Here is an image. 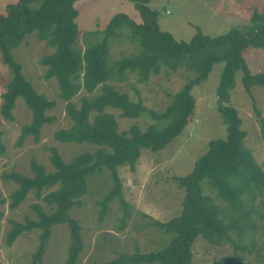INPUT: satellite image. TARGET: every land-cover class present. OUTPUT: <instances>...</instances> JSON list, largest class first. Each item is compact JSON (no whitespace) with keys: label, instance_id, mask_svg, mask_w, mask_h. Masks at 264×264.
<instances>
[{"label":"trees","instance_id":"trees-1","mask_svg":"<svg viewBox=\"0 0 264 264\" xmlns=\"http://www.w3.org/2000/svg\"><path fill=\"white\" fill-rule=\"evenodd\" d=\"M76 1L17 0L7 4L5 13L0 14V55L11 73L1 94L0 114L12 121L17 98L23 99L31 114L30 122L21 126L18 141L29 135L37 140L42 127L54 120L48 112L55 107V101L36 91L24 76L21 64L11 55L13 48L34 34L51 49L38 62L45 67L44 77L57 82L58 97L65 102L66 116L70 120L67 128L54 132V139L97 146L93 151L76 154L68 162L57 149L51 148L49 160L53 171L32 161L31 176L17 172L7 175L16 184L10 194V209H16L30 192H34L41 203L31 205L35 219L12 222L5 235V246H11L24 232L39 230L37 247L29 264H42L51 228L66 223L70 245L65 264H76L83 248L81 226L69 211L74 205H81L88 177L103 169L110 172L112 186L101 199L103 210L115 197L124 202L118 168H133L143 148L158 151L182 130L195 104L192 88L206 79L212 65L223 62L216 96L226 136L210 140L207 151L196 160L193 169L177 178L178 186L184 190L180 213L165 222L154 221L165 233L171 234L169 243L156 251L121 254L104 264H189L191 245L198 235L214 245L230 243L238 251H250L245 241L249 239L251 245L256 243L259 224L257 212L249 202L255 194L261 193L264 181L260 179L253 155L244 147L246 134L241 129V119L236 109L227 103L236 70L242 71L245 92L250 93L253 86L264 87V71L252 73L242 57L246 47H264V16L255 13L253 19L259 26L248 34L230 31L212 38L197 32L189 42L176 41L158 27L156 11L148 6L149 0H130L141 22L136 23L125 13H117L104 29L90 33L92 41L96 42L92 44L91 41L81 49L75 21ZM122 28L128 30L131 41L138 43L137 51L117 60L115 67L110 64L109 71L108 41ZM178 65H184L193 74L160 112L147 109L141 101L130 100L126 93L106 83L115 75L122 77L127 71L135 73L140 82H146L161 66L174 69ZM98 87L100 91L95 92ZM80 92L85 94L79 97L76 105L73 98ZM106 108L118 109L120 116L127 118L148 113L152 122L144 128L132 124L118 131L115 116ZM259 123L264 143V118L260 117ZM206 187L212 194L205 191ZM215 199L225 203L223 210ZM3 203L0 195V205ZM2 216L0 211V220ZM212 264L237 263L228 256H221Z\"/></svg>","mask_w":264,"mask_h":264},{"label":"rangeland","instance_id":"rangeland-1","mask_svg":"<svg viewBox=\"0 0 264 264\" xmlns=\"http://www.w3.org/2000/svg\"><path fill=\"white\" fill-rule=\"evenodd\" d=\"M14 2L17 0H0V14L5 13L7 4ZM148 6L156 11L160 30L170 33L176 41L185 42H189L197 32L212 38L230 31L248 34L259 26L253 19L255 13L264 16V0H149ZM75 7L78 11L75 19L79 30L78 46L81 49L94 39L90 33L104 29L117 13H125L136 23L141 22L130 0H77ZM119 31L108 41L109 71L111 65L115 67L117 60L137 51L138 43L130 40L128 30L122 28ZM95 42L92 41V44ZM50 52L46 43L39 41L34 34L11 51L13 59L21 64L24 76L38 93L54 100L55 107L48 112L54 120L42 127L37 140L29 135L18 141L21 126L31 120L22 98L15 101L12 121L5 120L0 114V195L4 199L0 205L3 212L0 220V264H29L40 233L36 229L24 232L11 246H5V235L12 222L24 223L27 218L35 219L31 205L41 203L34 192H30L16 209H10V194L16 184L7 175L17 172L31 176L32 161L43 165L47 171H53L49 160L51 148L57 149L65 162L78 153L97 148L92 144L62 143L54 139V132L67 128L70 120L66 116L65 102L58 97L57 82L44 77L45 67L38 62L40 57ZM242 57L252 73L264 71V47H246L242 50ZM222 67L223 62L212 65L206 79L192 88L195 104L191 116L170 142L155 152L143 148L133 168H118L124 202L115 197L103 210L101 199L112 186L110 172L103 169L88 177L81 205H74L69 211V215L77 219L81 226L83 248L76 264H104L121 254L156 251L169 243L171 234L165 233L154 221L165 222L180 213L184 190L178 186L177 178L193 169L196 160L207 151L210 140L226 136V125L218 112L216 96ZM192 74L193 71L187 70L184 65L174 69L161 66L159 72L151 74L146 82H140L135 73L127 71L122 77L115 75L106 83L126 93L130 100L141 101L147 109L160 112ZM10 76V69L0 55V105L1 94ZM241 78L242 71L236 70L227 104L236 109L241 119V129L246 134L244 147L253 155L260 179L264 181V143L259 123V118H264V87L253 86L247 93ZM99 91L98 87L95 92ZM84 94L80 92L73 98L76 105ZM106 111L115 116L118 131L126 130L132 124L144 128L152 122L148 113L127 118L120 116L118 109L106 108ZM205 191L212 194L208 187ZM215 200L223 210L225 203ZM249 204L256 210L259 224L256 243L251 245L249 239L245 241V247L250 251H238L230 243L214 245L198 235L191 245L189 264H212L221 256H228L237 264H264V186ZM69 245L67 224L54 225L42 264H65Z\"/></svg>","mask_w":264,"mask_h":264}]
</instances>
